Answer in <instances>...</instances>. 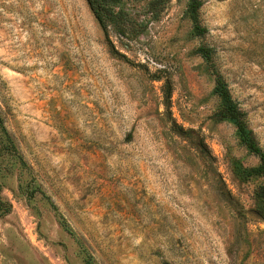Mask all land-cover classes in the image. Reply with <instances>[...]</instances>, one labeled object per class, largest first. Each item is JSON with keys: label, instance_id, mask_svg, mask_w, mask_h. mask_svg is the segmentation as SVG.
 Returning a JSON list of instances; mask_svg holds the SVG:
<instances>
[{"label": "rangeland", "instance_id": "1", "mask_svg": "<svg viewBox=\"0 0 264 264\" xmlns=\"http://www.w3.org/2000/svg\"><path fill=\"white\" fill-rule=\"evenodd\" d=\"M186 5L0 0V264H264V0Z\"/></svg>", "mask_w": 264, "mask_h": 264}, {"label": "trees", "instance_id": "2", "mask_svg": "<svg viewBox=\"0 0 264 264\" xmlns=\"http://www.w3.org/2000/svg\"><path fill=\"white\" fill-rule=\"evenodd\" d=\"M99 24L104 32L110 24H116L120 14L119 7L121 0H86ZM202 4V0H187L186 10L193 21V28L196 34H203L207 31V27L199 22L198 9ZM199 53L204 58H209L214 52V48L210 45L201 44L197 47ZM214 92L220 98V107L216 111L218 118H227L230 120L239 136L241 142L253 154L257 155L258 162L250 166L247 170L252 174L264 176V149L259 144L253 134L252 128L247 124V113L241 108L238 101L231 95L227 82L221 77L216 76ZM256 194L264 199V182L256 189ZM160 264H170L164 260Z\"/></svg>", "mask_w": 264, "mask_h": 264}]
</instances>
